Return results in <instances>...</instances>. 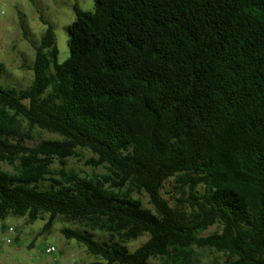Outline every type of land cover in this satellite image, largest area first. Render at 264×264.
<instances>
[{"label":"trees","instance_id":"trees-1","mask_svg":"<svg viewBox=\"0 0 264 264\" xmlns=\"http://www.w3.org/2000/svg\"><path fill=\"white\" fill-rule=\"evenodd\" d=\"M93 2L74 7L63 63L40 16L31 85H0V162L15 167L0 170V221L81 225L61 233L89 264H194L196 249L264 264V0ZM34 129L57 138L28 146ZM80 150L107 173L67 171Z\"/></svg>","mask_w":264,"mask_h":264},{"label":"rangeland","instance_id":"rangeland-1","mask_svg":"<svg viewBox=\"0 0 264 264\" xmlns=\"http://www.w3.org/2000/svg\"><path fill=\"white\" fill-rule=\"evenodd\" d=\"M74 7L84 12H92L93 0H0V63L4 66L5 75L0 81L3 87L22 90L28 88L33 80L30 70L34 62L33 44L37 45L45 26L39 17L53 27L56 48L58 50V64L63 63L69 56L66 28L76 19ZM23 23L27 36L24 37L20 29ZM26 128V124L22 123ZM30 138L26 145L34 147L42 140L56 139L55 135L34 129L29 132ZM92 155L85 150L79 151V156L69 158L65 169L74 171L81 177L103 175L107 173L104 167L93 168L87 165ZM51 171L56 174L60 166L53 161ZM0 170L14 174L15 167L0 162ZM55 177V176H54ZM173 183L168 182L162 190L163 198L172 205H176L179 195L173 190ZM134 198L141 200L142 205L152 210L145 193L134 194ZM47 217L30 223L26 218L8 217L0 221V264H89L96 258L91 256L83 245L74 240H66L61 231L63 229L87 230L85 227L57 219L50 230L42 233V227ZM13 228V232H8ZM218 231L213 226L201 234L206 237ZM96 239L105 240L107 237L99 232H93ZM9 239L11 242L7 243ZM147 240L143 236L127 245L130 252L136 250ZM30 244L33 245L30 248ZM53 248L54 252L47 254L46 249ZM194 264L223 263L226 255L210 250H195ZM151 264H160L158 259H152Z\"/></svg>","mask_w":264,"mask_h":264},{"label":"built area","instance_id":"built-area-1","mask_svg":"<svg viewBox=\"0 0 264 264\" xmlns=\"http://www.w3.org/2000/svg\"><path fill=\"white\" fill-rule=\"evenodd\" d=\"M14 230H13V228H8V232H13ZM6 242L7 243H10L11 241L9 240V239H7L6 240ZM47 254H51V253H53L54 252V249L53 248H49V249H46V251H45Z\"/></svg>","mask_w":264,"mask_h":264}]
</instances>
